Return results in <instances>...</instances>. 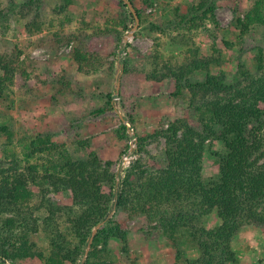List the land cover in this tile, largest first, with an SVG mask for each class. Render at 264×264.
Returning <instances> with one entry per match:
<instances>
[{"label":"trees","instance_id":"obj_1","mask_svg":"<svg viewBox=\"0 0 264 264\" xmlns=\"http://www.w3.org/2000/svg\"><path fill=\"white\" fill-rule=\"evenodd\" d=\"M35 1L40 3L28 0L21 4L18 14L24 18L23 8ZM102 1L107 4L105 10L97 12L98 19L91 21L83 15L73 29L64 28L71 22L66 10L73 0H61L52 8L62 17L49 34L50 44L73 42L71 59L87 74L100 71L107 58L90 41L108 36L118 49L122 34L134 21L123 0ZM130 1L141 22L137 1ZM10 4L15 5L13 0ZM214 12V0L187 3L185 12L177 5L168 20L150 29L185 45L193 29L204 27L206 21L219 29ZM49 24L53 26L52 21ZM34 25L32 19L25 23L26 28ZM256 26L262 28L260 41L253 32ZM234 30L241 51L256 50V70L238 63L236 79L230 80L220 69L221 51L215 48L202 54L199 47L190 45L188 55L172 61L155 43L142 69L130 65L128 58H120L123 70L118 96H136L140 78L159 81L166 77L175 83L171 95H180L185 88L189 96L184 114L171 119L166 128L147 136L135 132L139 155L126 167L119 183L112 169L114 160L105 158L103 148L84 137V126L75 124L59 143L46 131L28 142L23 158L11 154L0 159V264H112L107 262L109 240L125 241L124 224L137 222L141 216L144 220L138 224L147 226V236L160 233L176 250L174 264L235 261L233 245L242 229L255 226L264 232V0H250L243 15L235 17ZM221 42L227 49L233 45L228 40ZM21 55L22 50L14 44L0 52V103L14 90L27 94L43 83L28 56L24 59ZM113 68L114 60H109L106 71L111 73ZM58 94L61 96L63 90ZM111 100L107 94L106 106L96 111L111 109ZM126 128V124L116 128L119 140L126 137ZM158 136L164 139L162 151L142 156L148 138ZM69 143L76 145L82 157L68 151ZM215 144L222 146L223 152L213 151L216 175L205 181L204 152ZM113 205L114 214L107 217ZM213 210L219 224L206 228L200 219ZM99 223L103 224L85 253ZM180 230H186L197 246V257L182 259L176 236ZM39 232L46 237L47 252L36 244L34 235Z\"/></svg>","mask_w":264,"mask_h":264},{"label":"rangeland","instance_id":"obj_2","mask_svg":"<svg viewBox=\"0 0 264 264\" xmlns=\"http://www.w3.org/2000/svg\"><path fill=\"white\" fill-rule=\"evenodd\" d=\"M27 1L13 0L15 5L11 7V0H0V52L6 46L17 45L22 50L21 58L25 59L28 56L35 67V73L43 83L27 94L22 90H14L4 102L0 103V128L5 127V130L0 129V159L9 158L12 155L23 158L28 142L34 135L43 134L46 131L52 132V139L59 143L65 140L69 126L75 124L78 127L84 126L83 129L87 132L84 137L88 138L94 146H101L105 158L114 160L112 169L119 183L126 167L139 155L137 144H135V157L125 167H117L121 154L127 149L132 135L136 132L138 135L147 136L166 128L171 119L184 114L189 96L185 88L180 95H171L175 83L170 77L159 81L140 78L136 96L126 97L123 94L118 96L119 91L115 92L114 77L120 69V77L122 74L123 66L119 62L120 58H128L130 65L142 69L144 60L155 43L160 44L164 57L172 61L184 54L188 55L187 48L194 46L199 47V52L202 54L210 52L211 48L220 50L222 59L220 69L227 72L230 80L238 78V63H243L253 71L256 70L254 62L256 50L241 51L236 44L237 31L234 30L235 17L243 15L249 7L250 0H214V13L219 29H214L213 25L206 21L204 27L193 29L190 33L191 40L185 45L176 44L167 34L156 32L150 27L159 26L164 20H168L177 5L182 12H185L186 4L196 0H136L143 18L138 28L127 39H123V36L130 29L122 34L118 49L115 46L116 41L112 39L110 41L108 36H101L99 39L90 41L91 46L101 54L107 55V58L103 62L104 68L102 67L96 73L88 74L79 71L71 59L73 42L52 46L48 40L50 32L58 27L59 18L62 17L61 14L55 15L52 11V8L61 0H40V3L35 1L31 7L23 8L25 17L22 18L18 10L21 4ZM106 4L102 0H73L66 10L71 22L66 23L64 28L73 29L78 18L83 15L86 18L89 17L91 21L98 19L97 12L105 10ZM29 19L34 20L35 25L26 28L25 23ZM50 21L53 22V26H50ZM5 24H8L7 28L3 27ZM133 24L134 21L131 27ZM253 32L256 33L258 41L263 39L261 27L256 26ZM221 39L232 42V47L225 48ZM251 41L250 36L249 42ZM120 46L125 48L119 51ZM109 60H114L111 73L106 71ZM60 89L63 90L61 96L58 94ZM107 94L112 96V108L97 112L98 108L106 106ZM120 116L124 120H121ZM120 124H126L127 127L126 137L123 140L116 137L115 130ZM163 146L164 139L161 136L157 139L150 137L145 150L140 154L142 156L145 153L151 156L158 155ZM66 147L74 157H82V153L75 150V144L69 143ZM215 150L223 152L222 146L217 144L208 146L204 152L203 178L205 181L216 175V156L213 154ZM114 211L112 206L107 217L113 216ZM143 220L141 216L137 222L128 220L124 224L127 228L125 241L122 242L116 238L109 240L110 254L107 262L174 264L177 260L176 250L160 233L147 236L149 230L147 226L138 224V221ZM200 222L206 228L217 226L219 219L216 211L213 210L202 216ZM176 236L182 259L197 257V246L188 232L180 230ZM34 239L38 248L47 252L46 237L39 232L34 235ZM122 248L125 251H122ZM233 249L236 259L227 264H264L263 229L255 226L245 227L236 237ZM84 257L85 255L79 260L80 263L83 262ZM7 264L10 263L7 262Z\"/></svg>","mask_w":264,"mask_h":264},{"label":"water","instance_id":"obj_3","mask_svg":"<svg viewBox=\"0 0 264 264\" xmlns=\"http://www.w3.org/2000/svg\"><path fill=\"white\" fill-rule=\"evenodd\" d=\"M123 1H124V3L127 5L128 10L130 11V13L132 14V16H133V18H134V24H133V26L130 28V30L128 31V33L125 34V35L123 36V39H127V38H128L129 36H131V35L133 34V32L138 28L139 23H140V19H139L138 14H137V12H136V10H135L133 4L131 3V1H130V0H123ZM120 72H121V69L119 70V72H117V73L115 74V77H114V80H115V92H116V93L119 91V86H120ZM120 117H121V120H124V119L122 118V116H120ZM113 208H114V205H113ZM100 225H101V223L97 224V225L94 227V229L92 230L91 236L89 237V240H88V243H87V247H86V249H85V253L88 251V248H89L90 243H91V241H92V237H93L94 233L96 232V229H97Z\"/></svg>","mask_w":264,"mask_h":264},{"label":"built area","instance_id":"obj_4","mask_svg":"<svg viewBox=\"0 0 264 264\" xmlns=\"http://www.w3.org/2000/svg\"><path fill=\"white\" fill-rule=\"evenodd\" d=\"M135 144H136V137L132 135L129 145L127 149L122 152L121 157L118 161L117 167L123 168L126 165H128L133 157H135L134 151H135Z\"/></svg>","mask_w":264,"mask_h":264}]
</instances>
